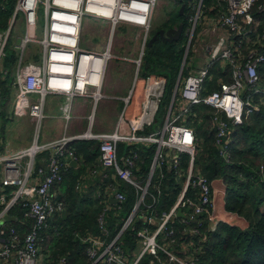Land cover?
I'll list each match as a JSON object with an SVG mask.
<instances>
[{
	"label": "built area",
	"instance_id": "1",
	"mask_svg": "<svg viewBox=\"0 0 264 264\" xmlns=\"http://www.w3.org/2000/svg\"><path fill=\"white\" fill-rule=\"evenodd\" d=\"M258 0H218L221 5V13L216 21V26L222 31L213 48H208L210 53L207 65L198 73L188 77L181 86L179 96L181 102L176 105L163 121V127L147 136L141 135L147 128L157 123V117L161 109L162 99L166 88L165 78L148 76L143 85L139 113L129 118L127 109L118 118L114 130L109 134H91L89 137H67L47 144L38 145L33 155L26 150L19 151L11 156H0V184L2 194L0 204L4 207L0 214V264H39L41 259L42 242L41 232L47 227L48 221L57 213L64 210L63 200L55 197L53 188L62 182V173L67 166L66 160H77L76 152L71 144L77 138L85 140H97L100 142V163L103 168L115 169L117 175L132 185L134 159L133 153L125 158V167L121 168L118 162L117 145L127 143L129 146H138L141 143H149L157 146L153 168H161L165 164L173 165L177 180L184 178L179 199L169 212L161 214L156 231L152 232L148 227L138 232L142 245L140 256L133 262L124 256L120 244L121 234L133 223L136 210L127 218L122 231L107 247L96 237H87L88 256L91 264H138L144 256L156 257L160 252L166 255L164 264H196V256L181 258L159 244L158 238L162 233L172 235L168 230L171 219L179 210H191V219L185 220V224L196 216H207L211 230H216V222L211 218L213 207V190L208 180L195 172V156L197 138L194 131L179 121L194 106L203 105L213 110L212 128L217 135V145L223 156L227 155L230 135L236 127L242 126L249 118L259 115L264 111V28L262 22L252 14V8ZM39 0H35V8L32 12L24 9L22 0H19L16 11L26 12L29 28L36 25V9ZM75 2V6L71 3ZM46 27L40 40H36L31 33L23 38L21 48L30 43H38L42 46V58L38 63H30L17 69L13 88L16 97L24 103L29 117L36 124L46 118L45 106L48 95H56L65 99L66 103L61 111L67 123L72 119L74 101L77 98H89L95 105L103 98L102 92L108 80V71L115 60L113 40L117 25L113 24L115 17H109L112 13V5L105 0H46ZM142 4V5H140ZM88 6H94V11H88ZM149 7V3H140L138 0H116L114 6L120 18L123 13ZM116 7V8H115ZM119 8V10H118ZM134 8V10H133ZM142 9V8H141ZM259 12L264 14V2L259 7ZM134 11L132 23L137 27L148 28L150 23L144 19V15H138ZM149 14V13H148ZM146 14V15H148ZM112 16V15H111ZM150 17V14H149ZM93 19L96 22H110L112 30L109 36V44L104 51L86 49L82 46V35L86 20ZM121 20V19H120ZM150 21V18H149ZM125 22V21H120ZM119 20H117V24ZM127 23V22H125ZM9 34H0V63L6 57ZM217 63L222 64L224 70H229L231 81L226 82L222 78L218 80V89L208 93L205 84L212 78V71ZM135 79L133 90L137 85ZM130 97L125 98L126 105ZM31 97L36 99L31 100ZM19 107L17 105L16 113ZM23 110V109H21ZM178 113V114H177ZM183 122L185 120H182ZM79 141V140H78ZM53 154L47 160L46 170L38 169L36 162L39 155L46 151ZM190 157L186 170L181 169L182 156ZM26 159L25 162H23ZM152 168V171H153ZM143 190L141 187L136 186ZM11 188V192L6 191ZM199 188L197 200L190 198V189ZM114 194L120 203L126 201V195L111 186L106 196ZM145 195L139 201L143 202ZM100 198L103 199L102 196ZM105 200V199H104ZM28 211L26 217L32 218L34 224L32 230L23 239H19L18 231L10 228V239L4 238L6 221L4 217L18 203ZM149 216H155L153 206H149ZM99 217L100 228H105L103 216ZM197 234L198 231L194 230ZM65 259H62L63 263Z\"/></svg>",
	"mask_w": 264,
	"mask_h": 264
},
{
	"label": "trees",
	"instance_id": "2",
	"mask_svg": "<svg viewBox=\"0 0 264 264\" xmlns=\"http://www.w3.org/2000/svg\"><path fill=\"white\" fill-rule=\"evenodd\" d=\"M215 2L216 0H204L205 11ZM263 2L264 0H258L252 8V14L263 24L261 28H264V14L259 12V7ZM16 4L17 0H0V31L6 32L9 29V20L14 16ZM213 9L210 14L217 12V9ZM185 28L186 24H184L179 41L169 43L159 38L152 46L147 44L140 80L144 81L149 75L164 76L167 80L165 96L157 121H164L165 119L181 69L185 53V49L181 47L186 40ZM6 52L8 57L5 60V66L16 65V52L8 48ZM187 69L184 70L186 77L189 75ZM205 86L208 93L217 89L215 80L207 82ZM1 89L6 91L4 88ZM140 92L137 84L133 94L135 99ZM192 110L194 114L197 112L199 116V118H192L191 116L190 120L193 124L191 122L190 124L197 137V147H201L198 155L195 156V172L206 178L211 185L212 181L222 179L226 186V211L245 217L249 222V227L245 230L227 223H219L216 230L210 232L207 216L194 217L199 218L200 222L204 224L199 227L202 237L200 234L196 235L198 237L194 240L198 245L201 243V251L196 264H264V214L259 210L264 202V173L261 170L264 168V113L255 115L250 123L237 129L233 135L235 144L232 148V156L228 160L221 157L216 145L217 135L210 124L212 111L203 105L195 106ZM155 131L153 126L147 128L145 134ZM238 143L243 144L245 149H242L243 147L238 148ZM202 146H204L203 149ZM70 147L75 150L77 160L80 161L81 158H84L86 164H95L100 156V142L97 140L75 141ZM117 152L120 157L123 155L128 157L133 153L137 154L132 172L134 171L136 175L146 180L153 157L157 152V146L153 145L145 149L142 146L128 147L119 143ZM189 160L188 155L182 156L181 169H187ZM122 167L124 166L122 165ZM62 174L65 178V173ZM176 181H184V178L177 180L173 165L167 163L157 169L144 203L140 207L141 211H146L148 214L151 212L148 206L152 205L156 209L157 219L163 212H169L182 189V185L177 184ZM124 183L121 182V191L126 194V201L114 208L112 207V210L108 212L105 229H100L98 223V218L103 210L101 205L97 204L98 206L91 210L81 206L75 211V205L61 199L65 204L63 212L55 214V217L48 221L47 227L41 232L44 246L48 245L47 241L52 242L53 247L51 248L53 250L50 249V257L53 264H91L87 253L90 244L84 240L87 237L102 236L104 235L102 231H107L106 236L109 237L108 240L110 239V241L118 236L142 194L141 190L126 182ZM158 186L162 190L161 194L157 192ZM11 190V188L6 189L8 193ZM198 192L199 188H191L189 191L190 198L196 201ZM248 206L254 207V211L249 209L247 212ZM3 208L0 204V214ZM27 211L22 202H18L9 211V215L14 217L15 221L6 223L5 239H10V228H15L18 231L19 239H23L32 230L34 220L25 216ZM183 213L187 216L192 214L191 210L188 209H183ZM145 226L154 227L144 222L140 217L135 218L133 223L121 234L119 242L127 260L139 241L138 232ZM188 226L189 224L184 225L182 218L171 222L168 229L172 230L173 234L168 235V239H186L187 235L184 233ZM62 259H65L63 263H61ZM165 261H167L166 255L160 252L156 257L144 256L138 264H164Z\"/></svg>",
	"mask_w": 264,
	"mask_h": 264
},
{
	"label": "rangeland",
	"instance_id": "3",
	"mask_svg": "<svg viewBox=\"0 0 264 264\" xmlns=\"http://www.w3.org/2000/svg\"><path fill=\"white\" fill-rule=\"evenodd\" d=\"M45 1L46 0H39L37 4V23L35 27L29 28L26 12H17L15 10L16 17L13 16L9 20V29L6 32L0 31V34H9L7 48L16 52L17 58L16 65L9 67L5 66V60L8 57V53L6 52L7 56L3 58L0 63V156H11L19 151L29 149L34 145L36 140L38 141V145H42L45 140L55 139L58 134L61 135L64 132L63 129L65 124L63 122L58 120V118L51 119L47 116L49 114L48 111L52 110V108L45 106L44 113L46 118L43 119L40 125L32 121L28 112L24 110L26 109L24 103L18 100L13 88V82L19 65L23 67L30 63H38L42 58V46L38 41L37 43H30L24 48H21V44L28 32L31 33L36 40L41 39L47 21ZM203 1L204 0H157L149 17L150 24L148 28L137 27L128 22H120V20L118 24L112 21L113 24L117 25L113 40L116 58L109 67L108 80H110V74L115 72L114 80L116 86L125 91L128 90L133 80L141 76L140 74L145 63L147 44L152 38V35L159 30L167 31L171 28L176 29L180 24H183V26L186 24V40L181 46L185 51L188 48L185 69L188 68L187 70L189 73H198L207 65L210 56L208 48L211 50L221 36L220 30H218L216 26L217 18L222 10L220 3L216 0L213 6H210V8L205 11ZM18 3L19 0H17L16 9ZM182 8H184L183 13L180 14ZM213 8L217 9V12L215 14H210ZM178 14H180V16H178ZM112 27L110 22L99 23L93 19L86 20L82 35L83 46H97V48L105 46L106 42L109 41ZM218 64L219 63H217V66ZM217 66L212 73L217 69ZM183 79H185V77ZM1 83L3 84L1 85ZM1 88H4L6 91H3ZM53 98H59V96L48 95L46 97L47 103L48 100ZM61 98L62 97L59 98L60 100H57L60 107L64 106L66 103L65 99ZM34 99H36V97H31V100ZM105 100L106 99H104L103 102ZM110 104L111 103L107 101L103 103L106 107L101 108L99 106L96 114L94 115L92 113V116H90V118H93V121L89 120L90 118L88 119L89 121L86 120V122H90L91 124L94 122L92 127L93 130H85L78 136H88L90 134L98 135L101 133H108L103 131L112 130L118 116L121 115V109L109 107ZM17 105L19 107L18 110H20L18 113L15 112V110H17ZM92 109L91 105V107L82 111V113L90 115ZM162 127V120L157 121L154 125L155 130H160ZM237 147H243L242 149H245V146L241 143H238ZM203 148L204 146H202V149ZM200 149V146L197 147L196 156ZM25 161L26 159L23 162ZM222 205L221 202V207ZM249 209L250 211H254V207L252 206H248L247 212H249ZM259 210L264 214V202L259 207Z\"/></svg>",
	"mask_w": 264,
	"mask_h": 264
},
{
	"label": "crops",
	"instance_id": "4",
	"mask_svg": "<svg viewBox=\"0 0 264 264\" xmlns=\"http://www.w3.org/2000/svg\"><path fill=\"white\" fill-rule=\"evenodd\" d=\"M218 30H220V29H218ZM219 32L221 35H223L221 30ZM108 44H109V41L106 42L105 46H103V47L101 46V48H97V46L84 47L83 42H82V46L84 48L90 49V50H95V51H104L106 49L105 47ZM113 50H114V48H113ZM185 53H186V51H185ZM185 53H184V56H185ZM187 55H188V53H187ZM183 60H184V57H183ZM186 60H187V58H186ZM185 65H186V62H185ZM181 67H182V65H181ZM184 70H185V67H184ZM184 70L182 73V77L180 79H178L179 78V75H178L177 82H176V85L174 88V92H173V95L171 98V102H172V99L175 96L174 102L172 105L170 102V105L167 109L166 116L168 114H170L172 111L174 112L176 105L178 106V104L181 102V99L179 96V91H180L181 86L184 84L185 80L188 77L193 76L194 74L197 73V72L196 73H189L188 72L189 75L186 77V76H184ZM180 71H181V69H180ZM179 74H180V72H179ZM110 76H111L109 78L110 80L107 81V83L105 84V87L103 89V92H102L103 98L97 103V105H95V102L89 98H77V99H75L73 111H72V119L69 121V123H67L66 120L62 117V112H61L62 107H60V105L57 101V100H60L59 99L60 97L48 100V103L46 101V107L52 108V110H53V111L52 110L48 111L49 114L47 116H49L51 119L58 118V120H60L61 122H63L65 124V127L63 129L64 130L63 134H61V135L58 134L55 139L45 140L42 145H47V144L56 142V141L62 139L64 136H69L70 138H72V137H76L78 135H81V133L84 132L85 130L86 131L93 130L92 127H93L94 122L91 124L90 122H86V120L87 121L90 120L89 118H90V116H92V113L94 115L96 114V111L99 108V106L101 108L106 107L105 105H103V103H106L107 101L109 103H111L109 107H112L114 109H121L120 114L122 113L124 108H126L129 118L134 116V115H137V113L140 109L138 97H139V95L142 94L143 85H144L145 80L144 81L140 80L141 76H139V78L137 80V84H138L141 92L135 99L134 95L131 93V91L133 90L134 84H135V79L131 83V87L125 91L124 89L118 88L116 86V83L114 80L115 72H112L110 74ZM149 76H153L156 78H159V77L165 78L164 76H157V75H149ZM184 77H185V79H183ZM221 78L226 82L231 81V76H230L229 70H224L222 64H218L217 69L212 73V78L210 80H208L207 82H211V81L215 80V84L217 87V82ZM166 86H167V80H166ZM217 89H218V87H217ZM165 91H166V88H165ZM206 91H207V88H206ZM131 94H132L131 100H130L129 104L126 105L124 100H125V98L130 97ZM164 96H165V93H164ZM164 96H163V99H164ZM104 99H106V100L103 102ZM163 99H162V102H163ZM140 103H141V101H140ZM91 105H92L93 109H92L90 115L82 113V111L88 109L89 107H91ZM192 108H191V112L187 113L185 116H183L179 122L183 123L184 125H187L188 127H190L193 130V128L191 127V124H190V122L193 124V122L190 120L191 116H192V118H199V116H198L197 112L195 114L193 113ZM208 109H210V108H208ZM210 110L212 111V116H213V110L212 109H210ZM263 113H264V111L261 114H263ZM119 116H118V118H119ZM253 117L249 118L243 125L250 123L253 120ZM118 118L116 120V123L118 121ZM182 120H185V121L183 122ZM116 123L114 124L112 130L104 129L106 131H103V132H108V133H101V134L111 133L114 130ZM210 124L212 126L211 120H210ZM239 127H241V126H239ZM239 127H236L234 132L230 135V138H229L230 142L228 143V146H227L228 149H227V155L226 156H223L221 154V149L216 144L222 158L230 160V157L232 156V148L235 144V139H234L233 135L236 133V131ZM150 134H152V133H150ZM141 135L147 136L149 134L146 135L145 131H144V132H141ZM122 144H124L125 146H128V147H135V146H129V144H127V143H122ZM138 146H142L143 148L148 149L149 147H152L153 144L151 145L149 143H147V144L141 143ZM196 149H197V147H196ZM52 154H53V150L52 151H46L45 153H43L42 155H40L37 158L36 173L35 174H37L38 169H40V168H43L45 170L47 169L46 168L47 160L49 159V157ZM123 156L120 157L119 153H118V162L120 163L121 166L120 165L119 166L121 168H124L126 166L124 163L126 155L124 157ZM99 157L96 160L95 164H86L84 158H81L80 161L79 160H66L67 166L64 168L65 170H63V172L65 173V178L63 177V174H62V182L60 184H57L53 188L52 191L54 192L56 198L63 199L65 202L67 200L68 203L75 205L76 206L75 211L78 210L79 208H81V206L85 209L91 210L95 206L101 205L103 207L101 214L104 213V211L106 210L105 216H103V219H104V222L106 225V217H107L108 212L112 210V207L114 208L115 206H118L120 204L119 202L116 203V201H115L116 199L114 197V194H109V196L107 197L106 193H108L111 186L118 188V190L120 192H122L121 191V186H122L121 182L122 181H123V183L126 182L129 185H132V184L121 179L117 175L115 169L103 168V166L100 163ZM154 157H155V155H154ZM154 157H153V161H152V164L150 166L149 174H148L146 180H144V178H142L141 176L136 175L135 172L133 171V175H132L133 181L135 182L136 185L135 186L132 185V186H134L137 189H139V188L136 186H139L142 189H144V191L139 189L142 192L141 197L143 195H145V197H146L148 190H149V187H150L152 180L154 178L155 172L157 169H160V168H156L154 170V168H153ZM76 158H77V156H76ZM122 165L124 167H122ZM152 168H153V171H152ZM261 170H262V172H264V168H261ZM182 183H183V181L177 182V184H181V185H182ZM212 190H213V195H212L213 196V198H212L213 207L211 208V212H212L211 218L213 219V223L215 221L217 226L219 225V223H227L229 225L239 227L240 229H243V230L247 229L249 227V222L247 221V219L245 217H241L237 214L230 213V212L226 211V208H225V205H226V202H225L226 186H225L223 180L220 179V180L212 181ZM157 192L159 194L162 193L160 186L157 187ZM100 196H102L103 199L100 198ZM141 197L139 198V200H138V202H137V204L133 210V211L136 210V212H135L136 215L133 217V219L135 220V218L140 217L144 222L149 223L152 226H154L153 228H151L150 226H145V227H148L150 229V231L154 232V231H156V229L158 227L161 216L159 217V219H157L158 215H157L156 209L154 207L153 208H154V211L156 212V214H155L156 218H155V216H149L150 212H148V214H147L146 211H141L140 207L144 203V200H145V197H144L143 202L139 204ZM98 201H99V203H98ZM221 202L223 204L222 207H221ZM219 203H220V206H219ZM150 206H152V205H150ZM181 211H182V214L184 215V218L177 217V215H176L173 217L174 221L178 218H182L184 225L187 226L188 224H185V220L191 219L192 216H187L185 213H183V210H181ZM99 217H101V216H99ZM98 220H99V218H98ZM174 221H172V219H171L170 223L174 222ZM170 223H169V225H170ZM207 224H208V230L210 232H214L215 230L214 231L211 230L212 226H211L210 222H208V220H207ZM202 225H204V224L200 222L199 218H193L190 221L189 226L187 227V230L184 233V235H187L186 239L175 238L174 240H170V239H168L167 233H162L159 236L160 240H158V242L160 245L165 247L169 252H171V253H173V254L181 257V258H190L193 256H196V258H197L199 256L200 251H201V248H200L201 243L198 245V243L195 242L194 240L196 237H198L196 235L200 234L202 237V234L199 230V227ZM99 226H100V224H99ZM217 226H216V228H217ZM168 228H169V226H168ZM168 230L172 231L170 229H168ZM194 230H197L198 233L197 234L193 233ZM102 232H104V235L95 236V237L98 238L104 244L103 247H107L114 241L115 238H113V240L110 241V239L108 240L109 237L106 236L107 231H102ZM202 242H203V240H202ZM47 243H48V245L45 247L42 244L41 259H40L39 264H53V262L51 261V257H50L51 256V250H53L51 247H53V245H52V242H50V241H47ZM141 252H142V245H141V241L139 238V241L137 242L136 248L132 252V255H130L129 258L127 257L128 261H130V262L135 261L140 256Z\"/></svg>",
	"mask_w": 264,
	"mask_h": 264
},
{
	"label": "bare ground",
	"instance_id": "5",
	"mask_svg": "<svg viewBox=\"0 0 264 264\" xmlns=\"http://www.w3.org/2000/svg\"><path fill=\"white\" fill-rule=\"evenodd\" d=\"M108 4H111L112 5V13H111V15L109 16V17H115V19H114V22H117V20H120V21H125V22H130V23H132V21H134V20H132V14H133V12L134 11H136V12H138L137 14L140 16V15H144L146 18L144 19L147 23H149V14H151V11L153 10V8H154V6H155V2L157 1V0H138V1H140V3H145V2H147V3H149V7H147V9H145V7H142L141 6V8H138V10H134V8H133V10L134 11H128V10H126V12L125 13H123V18H120L119 19V17H117L118 16V14L119 13H117V10L115 9V11H114V6H115V4H116V0H105ZM22 3H23V7H24V9L25 10H27V13L29 12H32L33 11V9L35 8V0H22ZM76 4H75V2H73V3H71V6H75ZM140 5H142V4H140ZM116 8V7H115ZM95 9H94V6H88V11H94ZM118 10H119V8H118ZM149 13V14H148ZM146 14H148V15H146ZM90 120H92L93 121V118H90ZM89 133H91V132H89ZM88 134V133H87ZM91 135V134H90ZM90 135H85V137H89ZM37 149H38V145L36 144V145H34V147L29 151V154H31V155H33L34 154V152H36L37 151Z\"/></svg>",
	"mask_w": 264,
	"mask_h": 264
},
{
	"label": "water",
	"instance_id": "6",
	"mask_svg": "<svg viewBox=\"0 0 264 264\" xmlns=\"http://www.w3.org/2000/svg\"><path fill=\"white\" fill-rule=\"evenodd\" d=\"M183 9L181 10L180 14L183 13ZM16 15V13L14 14V16ZM16 17V16H15ZM11 29V28H10ZM183 29H184V26L183 24H180L178 28H173V29H170L168 30L166 33L163 31V30H159L151 39L150 41L148 42V45L149 46H152L155 41L157 40L158 37H161L162 39H164L165 41L169 42V43H172L174 41H179L181 36H182V33H183ZM187 53H188V48L186 50V53H185V56H184V60H183V63H182V67H181V71H180V74H179V78L180 79L182 77V73H183V70H184V67H185V62H186V58H187ZM179 81V80H178ZM180 82V81H179ZM174 98L175 96L173 97L172 99V102H171V105L173 104L174 102ZM140 101H141V95H139L138 97V102L140 104ZM139 113V112H138ZM137 113V114H138ZM78 140H81V138H77L76 141ZM116 203L118 202L117 200H115ZM177 217H182L184 218V215L182 214V211L179 210L178 211V214H177ZM4 220L6 222H14L15 221V218L10 216V215H6L4 217ZM172 221H174V218H172Z\"/></svg>",
	"mask_w": 264,
	"mask_h": 264
},
{
	"label": "flooded vegetation",
	"instance_id": "7",
	"mask_svg": "<svg viewBox=\"0 0 264 264\" xmlns=\"http://www.w3.org/2000/svg\"><path fill=\"white\" fill-rule=\"evenodd\" d=\"M171 29H173V28H171ZM169 30H170V29H169ZM163 31H164V30H163ZM167 31H168V30H167ZM167 31H164V32L166 33ZM157 32H158V31H157ZM157 32H155V34H156ZM155 34H154V35H155ZM154 35H153V36H154ZM153 36H152V37H153ZM159 38L162 39L161 37H158L157 39H159ZM162 40H164V39H162ZM164 41H165V40H164Z\"/></svg>",
	"mask_w": 264,
	"mask_h": 264
}]
</instances>
